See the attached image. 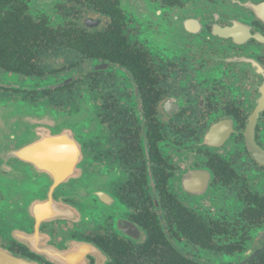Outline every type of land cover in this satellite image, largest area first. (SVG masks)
<instances>
[{
    "label": "flooded vegetation",
    "instance_id": "af4514ba",
    "mask_svg": "<svg viewBox=\"0 0 264 264\" xmlns=\"http://www.w3.org/2000/svg\"><path fill=\"white\" fill-rule=\"evenodd\" d=\"M0 122V264H264V0H0Z\"/></svg>",
    "mask_w": 264,
    "mask_h": 264
},
{
    "label": "rangeland",
    "instance_id": "374dc122",
    "mask_svg": "<svg viewBox=\"0 0 264 264\" xmlns=\"http://www.w3.org/2000/svg\"><path fill=\"white\" fill-rule=\"evenodd\" d=\"M3 112V114L5 115L4 117H2L1 119H4V120H8V119H12L13 117H14V115H12V112L10 111L9 113H7V114H5L4 113V111H2ZM42 114H44V113H42ZM42 118V117H41ZM44 119V118H43ZM2 122V121H1ZM0 122V123H1ZM3 123V122H2ZM60 126H65L64 128H66L67 126H66V123L64 122V123H61L60 122ZM56 128H54V130H55ZM1 130V129H0ZM91 178L89 177V176H85L84 177V183H86V186H90V184H91ZM44 183V182H43ZM26 187H27V185H26Z\"/></svg>",
    "mask_w": 264,
    "mask_h": 264
},
{
    "label": "water",
    "instance_id": "95a60500",
    "mask_svg": "<svg viewBox=\"0 0 264 264\" xmlns=\"http://www.w3.org/2000/svg\"><path fill=\"white\" fill-rule=\"evenodd\" d=\"M1 264H25V263L21 260H16L14 258H8V261L4 260V263H1Z\"/></svg>",
    "mask_w": 264,
    "mask_h": 264
}]
</instances>
